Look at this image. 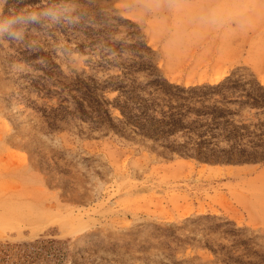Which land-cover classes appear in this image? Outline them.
<instances>
[{"label": "rangeland", "instance_id": "374dc122", "mask_svg": "<svg viewBox=\"0 0 264 264\" xmlns=\"http://www.w3.org/2000/svg\"><path fill=\"white\" fill-rule=\"evenodd\" d=\"M139 6L0 0V264H264L263 158L119 136V81H146L136 68L150 63L167 78L131 18ZM235 73L257 78L237 66L167 79ZM241 114L249 129L264 122Z\"/></svg>", "mask_w": 264, "mask_h": 264}, {"label": "trees", "instance_id": "16d2710c", "mask_svg": "<svg viewBox=\"0 0 264 264\" xmlns=\"http://www.w3.org/2000/svg\"><path fill=\"white\" fill-rule=\"evenodd\" d=\"M136 69L148 79L119 81V136L150 139L204 160L264 159V122L249 129L238 119L245 108L264 111V85L255 76L243 81L235 73L214 84L185 86L169 81L155 63Z\"/></svg>", "mask_w": 264, "mask_h": 264}, {"label": "crops", "instance_id": "0c3cea01", "mask_svg": "<svg viewBox=\"0 0 264 264\" xmlns=\"http://www.w3.org/2000/svg\"><path fill=\"white\" fill-rule=\"evenodd\" d=\"M143 26L169 80L248 67L264 85V0H137ZM199 69H202L200 72ZM182 75L180 74V77ZM183 77V76H182Z\"/></svg>", "mask_w": 264, "mask_h": 264}]
</instances>
